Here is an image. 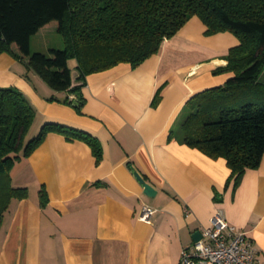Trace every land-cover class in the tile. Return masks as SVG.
<instances>
[{"label": "crops", "instance_id": "0c3cea01", "mask_svg": "<svg viewBox=\"0 0 264 264\" xmlns=\"http://www.w3.org/2000/svg\"><path fill=\"white\" fill-rule=\"evenodd\" d=\"M205 30L192 16L139 65L118 63L81 84L70 59L79 108L69 102L72 91L52 90L26 59L0 53V86L18 88L33 106L34 136L54 122L88 132L101 146L96 162L86 142L51 131L14 162L11 182L27 195L12 199L3 214L0 264H179L191 235L217 211L251 238L264 264V154L233 188L223 157L211 158L173 134L190 96L232 76L214 70L237 38ZM162 83L160 101L151 106ZM129 164L154 186V197L142 192ZM143 205L154 209L149 220L139 216Z\"/></svg>", "mask_w": 264, "mask_h": 264}, {"label": "trees", "instance_id": "16d2710c", "mask_svg": "<svg viewBox=\"0 0 264 264\" xmlns=\"http://www.w3.org/2000/svg\"><path fill=\"white\" fill-rule=\"evenodd\" d=\"M192 16L203 22L206 34L229 31L238 42L222 56L225 64L214 70L232 76L190 96L173 134L211 158L223 157L230 169L226 185L231 181L235 188L264 154V83L258 81L264 71V0H0V53L26 59L27 68L52 90L81 94L87 74L118 63L139 65ZM50 23L56 24L63 47L32 52L31 36ZM70 59L76 61L80 82L73 86ZM165 84L155 90L151 106L160 101ZM82 99L81 94L76 108ZM34 117L33 106L18 88L0 86V225L10 201L27 195L25 186L12 184V165L48 132L82 140L96 162L101 158L99 141L73 126L43 123L27 139ZM39 196L44 203L42 190Z\"/></svg>", "mask_w": 264, "mask_h": 264}, {"label": "built area", "instance_id": "2783aa9c", "mask_svg": "<svg viewBox=\"0 0 264 264\" xmlns=\"http://www.w3.org/2000/svg\"><path fill=\"white\" fill-rule=\"evenodd\" d=\"M154 209L143 205L142 220H149ZM200 238L180 251L179 264H260L251 238L230 224L221 212H214Z\"/></svg>", "mask_w": 264, "mask_h": 264}, {"label": "rangeland", "instance_id": "374dc122", "mask_svg": "<svg viewBox=\"0 0 264 264\" xmlns=\"http://www.w3.org/2000/svg\"><path fill=\"white\" fill-rule=\"evenodd\" d=\"M54 24V23H51ZM53 25H51V27L46 28L45 31L40 30L38 33H35L31 36L30 38V50L33 51H40L43 53H47L48 51V47H54L57 49H61L63 47V43H62V38L60 36V34L56 31V27L54 26L52 28ZM22 66L25 65L23 62L18 61V69L23 68ZM258 81L260 83H264V71L261 72ZM33 135V129L29 128L26 138L30 139L32 138ZM16 183L18 182H14L13 185H17Z\"/></svg>", "mask_w": 264, "mask_h": 264}, {"label": "water", "instance_id": "95a60500", "mask_svg": "<svg viewBox=\"0 0 264 264\" xmlns=\"http://www.w3.org/2000/svg\"><path fill=\"white\" fill-rule=\"evenodd\" d=\"M81 94L79 92L74 93V98L72 99V106H78L77 103V98L80 96ZM132 175L134 176V178L136 179V181L139 183V185L142 187V192L148 196V197H154L157 193V190L154 188V186L145 180V178L143 177V175L132 165L129 164L128 165ZM201 234L199 231H195L192 235L191 238L193 241H196L200 238Z\"/></svg>", "mask_w": 264, "mask_h": 264}]
</instances>
